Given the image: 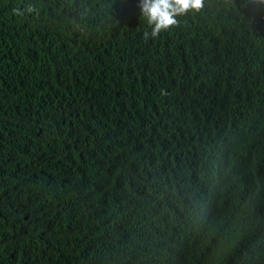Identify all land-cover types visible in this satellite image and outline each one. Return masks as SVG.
Segmentation results:
<instances>
[{"label":"trees","instance_id":"trees-1","mask_svg":"<svg viewBox=\"0 0 264 264\" xmlns=\"http://www.w3.org/2000/svg\"><path fill=\"white\" fill-rule=\"evenodd\" d=\"M176 19L0 0V264H264V0Z\"/></svg>","mask_w":264,"mask_h":264},{"label":"clouds","instance_id":"clouds-1","mask_svg":"<svg viewBox=\"0 0 264 264\" xmlns=\"http://www.w3.org/2000/svg\"><path fill=\"white\" fill-rule=\"evenodd\" d=\"M203 3L204 0H139V7L148 23L153 26L151 36L156 37L161 31L177 25V16L193 10L198 11ZM147 35L146 33L145 36Z\"/></svg>","mask_w":264,"mask_h":264}]
</instances>
